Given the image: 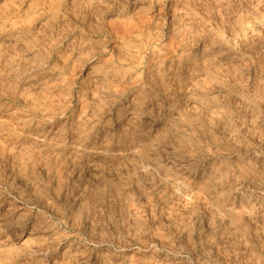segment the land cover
Here are the masks:
<instances>
[{
	"label": "rangeland",
	"instance_id": "rangeland-1",
	"mask_svg": "<svg viewBox=\"0 0 264 264\" xmlns=\"http://www.w3.org/2000/svg\"><path fill=\"white\" fill-rule=\"evenodd\" d=\"M0 264H264V0H0Z\"/></svg>",
	"mask_w": 264,
	"mask_h": 264
},
{
	"label": "bare ground",
	"instance_id": "bare-ground-1",
	"mask_svg": "<svg viewBox=\"0 0 264 264\" xmlns=\"http://www.w3.org/2000/svg\"><path fill=\"white\" fill-rule=\"evenodd\" d=\"M255 13V12H254ZM257 14V13H256ZM256 17V16H255ZM251 23H253V22H251ZM244 24V23H243ZM255 37V36H254ZM253 37V38H254ZM256 39V38H255ZM231 42V41H230ZM221 47V46H220ZM223 47V46H222ZM231 55V54H230ZM206 99V98H205ZM178 117V116H177ZM169 160V159H168ZM224 161V160H223ZM150 162V161H149ZM183 163V162H182ZM197 163V162H196ZM201 163V162H200ZM208 164V163H207ZM223 169H224V167H223ZM180 171V170H179ZM202 171V170H201ZM224 171V170H223ZM208 172V171H207ZM187 181V180H186ZM237 192V191H236Z\"/></svg>",
	"mask_w": 264,
	"mask_h": 264
}]
</instances>
